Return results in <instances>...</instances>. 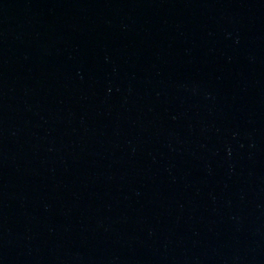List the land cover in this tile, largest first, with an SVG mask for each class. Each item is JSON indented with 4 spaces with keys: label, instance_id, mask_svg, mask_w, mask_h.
I'll return each instance as SVG.
<instances>
[{
    "label": "water",
    "instance_id": "water-1",
    "mask_svg": "<svg viewBox=\"0 0 264 264\" xmlns=\"http://www.w3.org/2000/svg\"><path fill=\"white\" fill-rule=\"evenodd\" d=\"M0 264H264V0H0Z\"/></svg>",
    "mask_w": 264,
    "mask_h": 264
}]
</instances>
